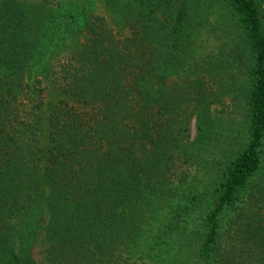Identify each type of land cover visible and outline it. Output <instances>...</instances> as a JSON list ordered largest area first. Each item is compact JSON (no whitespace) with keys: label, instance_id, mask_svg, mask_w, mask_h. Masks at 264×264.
<instances>
[{"label":"trees","instance_id":"1","mask_svg":"<svg viewBox=\"0 0 264 264\" xmlns=\"http://www.w3.org/2000/svg\"><path fill=\"white\" fill-rule=\"evenodd\" d=\"M104 6L0 0V264H36L39 231L45 264H264V0ZM205 151L218 172L185 190Z\"/></svg>","mask_w":264,"mask_h":264},{"label":"rangeland","instance_id":"2","mask_svg":"<svg viewBox=\"0 0 264 264\" xmlns=\"http://www.w3.org/2000/svg\"><path fill=\"white\" fill-rule=\"evenodd\" d=\"M91 5L93 7V11L97 13H106V8L104 6V0H91ZM208 16L204 18V25L200 26L198 28H194L191 31L190 37H191V48L189 55H191L192 59H195L199 55H204L205 53L209 52L212 49H215L221 42V39L218 37H214L215 35L209 33L208 27H215V29L218 28V24L216 23V18L220 15L224 16L222 13V9L213 8L210 9V12L207 14ZM126 31L124 32V34ZM216 51V50H214ZM200 57V56H199ZM203 57V56H202ZM189 60L184 63V65L180 66L178 69V72L187 71L190 67ZM176 75V74H173ZM47 106L45 105V110L49 109V106L51 103H54V101L58 98V95L54 91H46L45 95ZM224 104H212L211 108L213 110V114L216 113L217 115L220 114L224 117L225 121L224 123H230V128L225 127H219V132L224 133L228 135V138H232L237 135L238 132V125H239V113L232 110V105L229 104V98L224 100ZM49 105V106H48ZM47 112V111H46ZM215 115V114H214ZM223 124L224 126H226ZM190 136L193 137L195 134V126L194 121H191L190 128H189ZM216 138H221L219 135H216ZM230 140V141H231ZM210 151H216V149L211 148ZM217 153V152H216ZM205 156V159L198 160V164L193 165L190 167L189 172V178L187 182L182 186L185 190L190 191H203L206 189L207 182L210 180L211 176L218 170H215L212 168V166L207 165L205 166V161H209L211 159V162H216L217 160H212V155L210 153H207L206 151L203 153L202 157ZM221 164V163H220ZM220 164H217V169L219 168ZM189 187V188H188ZM204 207V205H203ZM193 214L192 218L195 215L200 214L201 212H204V209H202L201 206L197 207L196 209H192ZM160 212V211H158ZM162 212V211H161ZM195 214V215H194ZM191 225V222L189 223ZM176 245H174V248H170L168 254L172 255ZM45 247L46 242L44 240V233L42 231H39L37 240L33 246L32 254L36 261V264H45ZM188 250V248H187ZM180 258V255H173V258Z\"/></svg>","mask_w":264,"mask_h":264}]
</instances>
